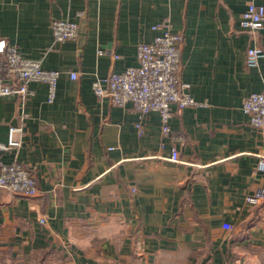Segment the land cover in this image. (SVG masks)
Segmentation results:
<instances>
[{
	"label": "crops",
	"instance_id": "crops-1",
	"mask_svg": "<svg viewBox=\"0 0 264 264\" xmlns=\"http://www.w3.org/2000/svg\"><path fill=\"white\" fill-rule=\"evenodd\" d=\"M250 2L264 4L0 0V41L61 72L53 102L43 82L24 100L0 98V160L25 164L38 185L33 197L0 187V248L45 264H264L251 253L264 251V200L246 201L264 189V129L242 110L264 89V57L246 62L249 47L264 48V24L253 35L241 26ZM55 19L76 21L77 37L54 42ZM159 22L183 36L179 78L199 102L172 107L168 134L158 111L142 115L92 87L137 65ZM13 125L20 146L6 148Z\"/></svg>",
	"mask_w": 264,
	"mask_h": 264
},
{
	"label": "built area",
	"instance_id": "built-area-1",
	"mask_svg": "<svg viewBox=\"0 0 264 264\" xmlns=\"http://www.w3.org/2000/svg\"><path fill=\"white\" fill-rule=\"evenodd\" d=\"M264 24V4L250 2L241 16V26L250 34H255ZM54 42L74 39L78 35V24L71 19H55L52 21ZM159 30L153 40L140 42L137 49L138 63L122 72H111L105 77L97 76L92 83L97 96L109 97L117 105L132 104L142 115L158 111L162 118V131L170 132L169 119L172 107L181 111L199 102L190 93V84L181 82V43L183 36L174 32L169 22H159L153 26ZM0 98L17 96L22 100L33 94L31 82H43L48 87V101L53 102L57 92V82L61 72L47 69L40 60L32 59L14 44L0 41ZM264 57L262 46H252L247 50V65L256 67ZM72 79L79 77L78 72H70ZM249 115L250 123L264 129V89L250 93L242 106ZM139 133L144 129L141 122L136 124ZM22 131L20 126H10L6 148L20 146L16 133ZM173 162L180 161V153L176 148L168 157ZM258 170L264 172V157L258 164ZM0 187L8 189L13 195L36 196L38 185L35 175L23 163H6L0 160ZM264 200V189H257L246 197L249 203H260ZM46 219H40L45 224ZM224 228L233 231L234 226L224 223Z\"/></svg>",
	"mask_w": 264,
	"mask_h": 264
},
{
	"label": "rangeland",
	"instance_id": "rangeland-1",
	"mask_svg": "<svg viewBox=\"0 0 264 264\" xmlns=\"http://www.w3.org/2000/svg\"><path fill=\"white\" fill-rule=\"evenodd\" d=\"M251 253H257L260 256H264V251L262 249H253ZM232 255L234 257L239 256L236 252H233ZM264 260V258H263ZM40 258V256H30L18 259L10 254V252H6L5 250L0 248V264H45ZM229 264H236L230 262ZM238 264H241L240 262Z\"/></svg>",
	"mask_w": 264,
	"mask_h": 264
}]
</instances>
